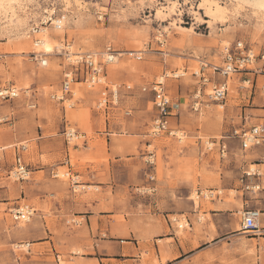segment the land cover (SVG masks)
<instances>
[{
    "label": "rangeland",
    "instance_id": "obj_1",
    "mask_svg": "<svg viewBox=\"0 0 264 264\" xmlns=\"http://www.w3.org/2000/svg\"><path fill=\"white\" fill-rule=\"evenodd\" d=\"M78 2L66 9L62 0H20V18L28 16L36 32L44 28L47 33L31 32L20 38L6 30L0 32V88L11 86L18 92V97L0 103V264H57L58 257L62 264H93L91 259L100 255L114 258L123 247L134 251L137 243L150 245L165 239L161 235L170 228L174 240L158 241V256L153 250L144 256L143 264H264V217L259 231H242L244 212L263 214L261 195L224 192L220 186L222 165L230 166L231 156L243 159L242 151L227 144L228 138L237 139L235 131L248 132L253 127L249 124L243 129L247 120L240 101L243 94L251 100L253 91L246 94L243 87L248 84L239 79L254 76L241 73L229 80L224 107L210 100L211 85L202 87L198 111L193 99L201 89L195 75L201 62L221 65L224 49L240 41L259 58L264 56V29L258 28L252 11L246 8L236 19L230 17L228 25H218L211 35L209 25L197 21L207 20L198 10L200 0ZM171 2L179 4L178 14H171L167 21L157 17V10ZM221 4L233 9L227 0ZM48 9L56 13L43 24V12ZM172 23L193 28L195 33ZM45 38L55 47V54L39 57L35 44ZM67 45L74 55H68ZM108 46L120 56L105 67L104 84L88 88L80 73L69 100L55 102L52 96L60 93L74 56L103 53ZM136 54L142 60L137 61ZM40 58L47 66H41ZM164 73L169 75L166 84L173 104L178 105L170 120L176 137L151 134L157 114L152 94L142 92ZM263 85L260 78L259 93L264 99ZM252 88L251 84L246 90ZM105 89L109 97L118 91V98L107 109H99ZM146 96L149 100L138 108L137 99ZM107 138L123 144L141 141L142 150L115 161L107 154ZM223 143L228 145L225 154L221 153ZM18 157L30 171L26 180L15 176ZM101 168H105L99 172L102 180L108 178L111 168L112 182L125 187L115 198L111 190L106 192L109 201L120 208L99 228L94 220L87 223L70 213L83 210L91 199H107L102 189L88 187L92 178L87 170L94 173ZM158 185L163 190L160 201ZM168 192L171 200L166 197ZM219 199H242L248 205L243 206L241 200L234 221L215 228L209 211L211 203ZM60 202L71 206L68 217L61 220L54 214ZM26 207L33 211L29 221L15 222L12 212ZM194 211L198 212L194 231L206 241L200 245L189 221ZM179 222L186 225L181 228Z\"/></svg>",
    "mask_w": 264,
    "mask_h": 264
},
{
    "label": "built area",
    "instance_id": "obj_2",
    "mask_svg": "<svg viewBox=\"0 0 264 264\" xmlns=\"http://www.w3.org/2000/svg\"><path fill=\"white\" fill-rule=\"evenodd\" d=\"M52 23V22H50ZM162 47L165 46L164 42H160ZM69 45H67L68 47ZM68 50V49H67ZM69 55V54H68ZM119 54L111 47L108 46L103 53H83L76 54L74 62L71 64V69L65 71L63 82L61 85V91L58 94L52 96V99L57 103H66L69 100V96L73 94L72 88L74 84L79 83L78 76L82 73V83L86 84L88 88H94L104 84L105 79V67L113 64L114 59ZM135 59L137 61L142 60L141 54H136ZM260 59V64L257 63ZM41 66H47L42 62L40 58ZM244 73L246 75H264V56L260 58L254 54L252 49L248 48L243 42H236L234 46H229L224 49V59L221 65H212L206 62H201L199 74L195 73L199 79L201 89L197 90L193 95L195 101L194 110L198 111L200 107V98L202 97V87L211 85L209 91V98L211 101L225 106L229 95V80L234 75ZM177 76L180 75H173ZM169 78L168 73H164L160 78L154 81L151 85L144 87L142 92H149L153 95V106L156 111L157 118L154 121L151 134L154 136L165 135L169 137H176L177 132L170 125L172 112L178 105L173 104L171 95L166 84V80ZM250 83V79L245 81ZM131 89V87H128ZM248 89L247 87H243ZM261 92L264 95V85L261 87ZM18 97V92L14 87L6 86L0 88V103L12 100ZM112 98V100H111ZM118 91H113L111 97L107 90L101 93V99L97 104V108L107 109L111 104H114V100L117 101ZM130 115V112L126 113ZM235 137L241 142V149L248 151L256 147L264 145V125L259 124L253 126L248 132L239 133L235 131ZM227 146L224 144L221 146V153L225 154ZM30 175V171L27 166L24 165L20 157L16 158V172L15 176L18 180H26ZM261 176L256 169H247L243 172L242 182L248 179ZM57 177V175L55 176ZM244 189L249 192H258L259 186H245ZM13 220L15 222H28L33 211L29 208L18 209L12 212ZM260 214L257 210H248L242 215V231L243 232H257L259 226L256 220ZM57 264H62L60 258H57Z\"/></svg>",
    "mask_w": 264,
    "mask_h": 264
},
{
    "label": "crops",
    "instance_id": "obj_3",
    "mask_svg": "<svg viewBox=\"0 0 264 264\" xmlns=\"http://www.w3.org/2000/svg\"><path fill=\"white\" fill-rule=\"evenodd\" d=\"M241 75V74H239ZM260 78H263L264 76H257L253 78H240L239 82L241 84H248L245 83V81H248L250 79L249 86L252 84V87L254 85V89L246 90V94L253 91V97L250 99L246 98V95L243 94V100H241V110L245 113L247 123L243 124V129H247V125L251 124L252 126L263 124L264 125V99L259 93V82ZM241 89V87L239 88ZM241 91V90H240ZM243 91V90H242ZM169 94L171 95L170 91ZM153 96V95H152ZM172 97V95H171ZM153 98V97H152ZM147 100H149V97H141L137 99V107L140 108V105L147 103ZM226 105V103H225ZM248 117V118H247ZM171 125V124H170ZM172 127V126H171ZM161 136V135H160ZM230 141H228V145L235 151H242L243 152V159L234 158L231 156L230 166L225 167V165H222V172L220 173V186L224 192L229 191H235L237 193L243 192L247 196L248 195H255L253 192L246 191L244 189L245 186H259L260 190L258 191L259 194L262 197V208L264 211V145L260 147L253 148L250 152L243 151L241 149V142L240 140L236 138H228ZM107 154L110 155L115 161H120L124 156L129 155L134 150H142V144L143 142H135V143H114L112 139L107 138ZM225 143V142H224ZM223 143V144H224ZM225 144L228 148V145ZM88 145V143H86ZM147 146V145H146ZM148 147V146H147ZM88 149V148H87ZM238 155V154H236ZM236 162V163H235ZM109 165H111V162H109ZM250 167H255L258 173L261 175L259 177H254L251 179H248L245 181V184L242 182L243 172L247 169H250ZM88 176H90L92 185L88 187H98L103 190L104 195L103 198H107L101 202V200H94L91 199L89 202L90 205H86L83 207V210L75 211L72 210V217L74 218H82L87 223H92L94 220L97 222L98 227L104 226L105 223L109 221V218L115 216L117 209L120 208L117 202H111L108 199V196L106 195V192H109V190L112 191V196L115 198L118 193L123 191V188L125 186L117 183L112 182V176H114V172H111V168L108 172V178L104 177L105 179L102 180L101 176L99 175V172H105V168H101V171H97L92 173L91 171H88ZM77 177H80V175H77ZM108 181V182H107ZM159 187L157 188V200L160 201L162 199L161 195L163 190ZM163 196V195H162ZM166 197L168 199H172V195L168 192L166 193ZM242 200V199H241ZM240 199H237L235 202H227L224 199H219L215 202L211 203V206L213 207L212 210L209 211L210 216V222L215 226V228H219L224 225L225 223H232L235 219V216H237L239 208H240ZM243 201V200H242ZM66 203L60 202L55 205V217L59 218L60 220L64 217H68V209L71 208L70 205H65ZM247 206L248 202L243 201V206ZM66 208V209H65ZM77 215V216H76ZM264 217V212L263 214ZM198 216V212L194 211L189 214V221L191 224V229L194 231L195 227L193 224L194 218ZM262 217V218H263ZM263 224H264V218H263ZM160 236V235H157ZM156 236V237H157ZM161 236H165V239H161L158 241H164V240H174L173 231L170 228V232H163ZM195 236V239L197 240L198 244H203L206 241L202 239V235L200 232L194 231L193 235ZM155 239V237H154ZM152 242V244L147 245L143 242L137 243L134 245V251L132 249H126L122 248L114 253V258H109L98 256L90 261L93 262V264H143V258L145 255H151L152 251L155 250L158 256L159 251V245L158 242ZM171 244V243H170ZM169 248V243L166 244ZM186 245H191L190 243H186ZM28 245H26L27 247ZM173 249V245H171ZM190 251L193 250V247L190 246Z\"/></svg>",
    "mask_w": 264,
    "mask_h": 264
},
{
    "label": "bare ground",
    "instance_id": "obj_4",
    "mask_svg": "<svg viewBox=\"0 0 264 264\" xmlns=\"http://www.w3.org/2000/svg\"><path fill=\"white\" fill-rule=\"evenodd\" d=\"M221 1L222 0H200V5H199L198 10L202 11L204 13L203 17L207 20H201L198 18L197 21L199 20V21H202L204 24H208L209 28L212 29L211 35H213V31L216 30L218 25H221V26L228 25L230 17L236 19L238 17L237 15H239L241 13V11L246 9V8H249L252 11V14L254 15L253 17L256 21L258 28L260 30L264 29V0H227L232 5V8H233L232 10L222 6L223 3L221 4ZM70 3H75V4L79 5L78 0H74V1L62 0V4L66 9H69ZM21 9H22V5L20 4V0H0V32L3 30H6L7 33L14 34L16 36H19L20 38L21 37L27 38L28 34H30L31 32H33V33L36 32L35 28L33 27L34 23H32L33 26L28 23V20H29L28 16H26L23 19L20 18L19 14H18V10H21ZM178 9H179V4L176 2H171L169 4V6H166V7L162 6V8L157 10L158 11L157 17L161 18L164 21H167L168 17H170L171 14H176V15L178 14L177 11H180ZM190 10L193 11L194 8L191 7ZM55 13H56L55 9L45 10L43 12V14L45 15V16L43 15V24H47L48 21L53 20L52 16ZM193 13H194V15H198L197 12L193 11ZM25 15H26V13H25ZM55 24H56V21L53 22V25H55ZM172 25L178 29L188 31L189 33H195L193 28H191V29L183 28V27H179L178 25H175L173 23H172ZM35 26L37 28H39V26L36 25V22H35ZM40 31H41V33H40ZM40 31H37L36 33L38 35L41 34L42 36L47 33V31L44 28L40 29ZM222 31H226V30H222ZM159 34H160L159 36H163V34H161V33H159ZM35 45L38 48L37 53L39 54L38 55L39 57L42 56L41 54H44V55L55 54V50H54L55 47L47 38L40 40V41H37V43ZM65 48H67L69 50L70 56L74 55L70 51L71 45H69L68 47L65 46ZM119 56H120V54L114 59V63L117 62ZM42 62L46 63V65H47L46 60L42 59ZM197 74H199V71L197 72ZM209 146L211 147L212 145L209 144ZM195 204H196V206L199 205V203H197V202ZM262 217H263V215H261V213H260L257 220H256L257 225L259 224L260 219ZM178 224L181 228H183L186 225V223H184V222H179ZM246 233H251V232H244V234H246Z\"/></svg>",
    "mask_w": 264,
    "mask_h": 264
}]
</instances>
